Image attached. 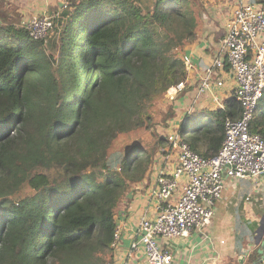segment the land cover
<instances>
[{
	"label": "trees",
	"instance_id": "trees-1",
	"mask_svg": "<svg viewBox=\"0 0 264 264\" xmlns=\"http://www.w3.org/2000/svg\"><path fill=\"white\" fill-rule=\"evenodd\" d=\"M198 6L69 0L54 43L0 19V264H115L117 209L166 141L111 149L150 128L156 101L186 80ZM240 112L231 97L213 122L193 134L188 121L182 133L214 156L225 118ZM251 130L264 138V98ZM248 262L263 263L258 249Z\"/></svg>",
	"mask_w": 264,
	"mask_h": 264
},
{
	"label": "built area",
	"instance_id": "built-area-1",
	"mask_svg": "<svg viewBox=\"0 0 264 264\" xmlns=\"http://www.w3.org/2000/svg\"><path fill=\"white\" fill-rule=\"evenodd\" d=\"M228 1L234 4V9L218 39L217 54L194 86L182 124L166 129V147L161 150L166 156L165 163L159 167L148 192L155 212L144 214L132 235L129 256L143 249L144 264H173L174 255L167 242L211 226L224 199L226 177L233 181L251 179L259 184L264 176V138L251 130L254 114L264 98V1ZM53 18L47 13L31 15L23 20L21 27L34 40H47L54 28ZM184 64L187 78L168 90L171 96L191 86L187 82L188 73L194 68L190 55H184ZM228 77L234 82L229 92L241 112L225 118V137L220 150L205 157L192 149L182 127L199 105L211 111L225 108L231 98L222 93L227 88ZM172 155L176 161L169 170L166 165ZM120 238L117 228L115 248Z\"/></svg>",
	"mask_w": 264,
	"mask_h": 264
},
{
	"label": "crops",
	"instance_id": "crops-1",
	"mask_svg": "<svg viewBox=\"0 0 264 264\" xmlns=\"http://www.w3.org/2000/svg\"><path fill=\"white\" fill-rule=\"evenodd\" d=\"M68 3L69 0H0V19L5 23L13 24L14 22V25L18 26L15 22L22 18L47 13L54 6L60 8L62 12ZM205 6L203 8L201 4L203 9L198 14L200 5L198 9L196 8L199 19L197 37L186 47L184 53L192 57L194 68L188 73L187 82L191 86L178 95L183 99L180 117L187 113L186 109L193 98L194 86L198 84L203 69L212 63L217 54L218 39L225 32L226 23L234 9L233 3H225L223 0H211L206 2ZM233 84L232 79L228 77L227 88L222 92L224 96L231 97L229 91L233 88ZM204 109L207 107L203 104L199 105L191 115L195 112L208 115L211 112ZM165 159V154L161 152L146 179L132 184L131 191L127 193L117 209L116 223L117 228L120 229L121 238L115 248V264H144L146 261L143 249L129 256L132 235L144 214L151 215L155 212L149 201L148 192L158 174L159 167L164 166ZM175 161L176 156L172 155L167 162V169L171 170ZM225 179L224 199L216 210L211 226L206 227L202 232L192 231L187 236L167 242L174 255L173 264H241L239 262L241 256L246 257L243 264H249L248 252L253 250L251 251L253 253L259 248L256 232L264 217V176L259 179V184L251 179L237 181L227 177ZM248 197L250 200L247 199ZM222 241L224 243H221Z\"/></svg>",
	"mask_w": 264,
	"mask_h": 264
},
{
	"label": "rangeland",
	"instance_id": "rangeland-1",
	"mask_svg": "<svg viewBox=\"0 0 264 264\" xmlns=\"http://www.w3.org/2000/svg\"><path fill=\"white\" fill-rule=\"evenodd\" d=\"M189 1L192 4H196V5L199 3L200 10L197 11V14L198 12L200 13L201 10L206 7L205 6L206 2H211V0H189ZM223 2L231 3V1H228V0H223ZM201 4L203 5V8H201ZM51 8L49 12H47V14L55 17V25H57L59 23L58 20L60 19V8L56 6L51 7ZM25 19L26 18H22L21 20L15 23H17L18 27H21V24L23 20ZM13 25H14V22H13ZM59 31L60 30H58V32ZM55 32L56 30H53L50 36L48 37V39L55 36ZM57 39H58V34H57V37L56 36L54 37L53 43L56 42ZM182 102H183V99H181L180 96H178V94L175 96H171L170 93L167 92L165 98L157 100L156 103L154 104L155 106L152 109V112L154 113L153 125L150 126V128H148V127H145L147 125L146 123L144 128L141 131L131 132L127 134V136H121L119 139L116 140L111 151L121 150L125 145H127L128 143H133L136 140H141L144 145L153 146L157 137L159 138L163 137L165 139L166 129H170L173 125H176V124H179V125L182 124L181 121H182L183 115L182 117H180L181 108H183ZM204 110L208 111L210 109L207 108ZM213 121H214L213 116L211 114L204 115L202 112H195L189 118V126H190L189 129L194 128V131L192 132L194 134L196 133L195 131L198 128H200L201 126H205ZM192 133L188 135L189 140H192L193 138ZM163 147H166V143H164ZM255 185L258 186V184L256 183Z\"/></svg>",
	"mask_w": 264,
	"mask_h": 264
},
{
	"label": "water",
	"instance_id": "water-1",
	"mask_svg": "<svg viewBox=\"0 0 264 264\" xmlns=\"http://www.w3.org/2000/svg\"><path fill=\"white\" fill-rule=\"evenodd\" d=\"M256 242L259 245L258 251L259 254L262 255V262H264V217L262 218L260 227L258 228L257 232H256ZM245 256H241V258L239 259V262L241 264L244 263L245 261ZM252 264H257V262H254Z\"/></svg>",
	"mask_w": 264,
	"mask_h": 264
},
{
	"label": "clouds",
	"instance_id": "clouds-1",
	"mask_svg": "<svg viewBox=\"0 0 264 264\" xmlns=\"http://www.w3.org/2000/svg\"><path fill=\"white\" fill-rule=\"evenodd\" d=\"M259 246V245H258ZM252 253V252H251ZM251 253L249 254V256L251 255Z\"/></svg>",
	"mask_w": 264,
	"mask_h": 264
}]
</instances>
